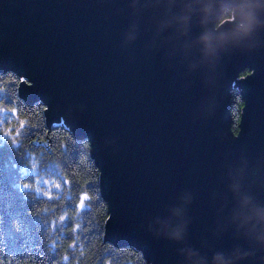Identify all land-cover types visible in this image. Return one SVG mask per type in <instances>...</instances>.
I'll list each match as a JSON object with an SVG mask.
<instances>
[{"label":"water","instance_id":"1","mask_svg":"<svg viewBox=\"0 0 264 264\" xmlns=\"http://www.w3.org/2000/svg\"><path fill=\"white\" fill-rule=\"evenodd\" d=\"M247 5L256 24L238 37ZM226 8L235 21L214 31ZM184 14L181 35L173 18ZM204 32L218 45L214 64L202 59ZM9 70L24 77L27 102L47 106L48 123L89 140L107 240L149 264H212L236 249L255 255L235 264H264V250L229 223L228 191V165L246 160L244 190L264 207V0H0V71ZM178 225L181 238L170 239Z\"/></svg>","mask_w":264,"mask_h":264},{"label":"trees","instance_id":"2","mask_svg":"<svg viewBox=\"0 0 264 264\" xmlns=\"http://www.w3.org/2000/svg\"><path fill=\"white\" fill-rule=\"evenodd\" d=\"M23 78L0 71V264H149L142 250L107 240L108 202L89 140L62 120L48 123L47 106L21 96ZM231 94L237 133L243 100Z\"/></svg>","mask_w":264,"mask_h":264},{"label":"clouds","instance_id":"3","mask_svg":"<svg viewBox=\"0 0 264 264\" xmlns=\"http://www.w3.org/2000/svg\"><path fill=\"white\" fill-rule=\"evenodd\" d=\"M250 10L242 11L240 21L236 25V35L238 37L246 36L256 24L255 17L252 8L256 5H247ZM205 14L207 9L204 10ZM173 20L179 26L178 31L181 35L186 30L188 15L184 14L179 17H174ZM235 21V11L232 10L227 14V19L224 17L218 21L217 25L214 26L213 30H217L223 25V23ZM172 21L163 22L157 31L163 28L169 27ZM198 42L202 45V59L210 64H214L216 58V48L218 45H214L212 37L208 32H204L200 35ZM231 95V94H230ZM233 100V98L231 97ZM239 136V135H238ZM238 136L233 138H238ZM30 167H33L31 160L28 161ZM228 177L231 183L228 185V191L232 193L233 207L230 210L229 223L234 224L237 232L242 233L246 238L252 241L254 244L259 245L264 250V207L259 206L253 200V197L247 194L244 190V181L250 180V173L248 168V162L242 160L239 166L228 165ZM23 188H28L29 183L23 182L21 184ZM83 195V193H81ZM82 204L81 200L77 201V206ZM178 214V212H177ZM166 227V226H165ZM183 231V225H178L168 232L170 239L179 240ZM255 255L254 251L241 252L236 249L230 256L225 257L223 254L217 253L212 258V264H235V261L247 258ZM196 254L189 252V257L194 258ZM264 261V257L261 258ZM192 264H204L202 258L192 259Z\"/></svg>","mask_w":264,"mask_h":264},{"label":"rangeland","instance_id":"4","mask_svg":"<svg viewBox=\"0 0 264 264\" xmlns=\"http://www.w3.org/2000/svg\"><path fill=\"white\" fill-rule=\"evenodd\" d=\"M46 183V185H48V183L47 182H45Z\"/></svg>","mask_w":264,"mask_h":264},{"label":"snow or ice","instance_id":"5","mask_svg":"<svg viewBox=\"0 0 264 264\" xmlns=\"http://www.w3.org/2000/svg\"><path fill=\"white\" fill-rule=\"evenodd\" d=\"M82 203H83V201H82Z\"/></svg>","mask_w":264,"mask_h":264}]
</instances>
